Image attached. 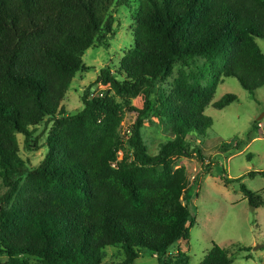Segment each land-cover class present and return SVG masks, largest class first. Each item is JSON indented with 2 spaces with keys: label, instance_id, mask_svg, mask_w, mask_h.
Instances as JSON below:
<instances>
[{
  "label": "trees",
  "instance_id": "trees-1",
  "mask_svg": "<svg viewBox=\"0 0 264 264\" xmlns=\"http://www.w3.org/2000/svg\"><path fill=\"white\" fill-rule=\"evenodd\" d=\"M123 10L134 12V45L95 83L114 95H96L93 85L82 97L83 109L68 115L63 104L74 80L93 70L85 55L110 47ZM258 40L264 41V0H0V264H102L108 247L123 248L120 264H135L142 250L164 264L174 246L189 240L196 220L184 199L186 172L174 169L173 159L197 157L205 166L200 144L213 125L206 109L223 110L239 98L227 94L214 103L216 82L201 88L185 75L169 94L159 85L180 64L224 57L221 76L255 94L264 87ZM117 98L140 100L142 107ZM126 112L137 120L124 140L119 130ZM148 117L171 130L156 156L144 140ZM50 122L57 128L44 144L45 159L33 167L18 135L38 151L37 129ZM249 175L264 177V171ZM27 179L39 198L14 201ZM241 189L259 209L258 194ZM177 253L179 264L190 263L186 253ZM234 256L214 243L201 264H234Z\"/></svg>",
  "mask_w": 264,
  "mask_h": 264
},
{
  "label": "rangeland",
  "instance_id": "rangeland-1",
  "mask_svg": "<svg viewBox=\"0 0 264 264\" xmlns=\"http://www.w3.org/2000/svg\"><path fill=\"white\" fill-rule=\"evenodd\" d=\"M128 10L117 15V34L109 40L110 47L91 48L84 57V62L93 68L91 72L81 73L74 80L63 107L68 115L78 114L84 107L82 97L86 90L95 85L102 69L120 66L122 59L134 45L136 22ZM264 52V41L258 40ZM225 58L216 59L213 64L199 60L196 64L186 67L178 65L174 75L167 82L160 84L169 94L176 80L185 75L187 79L201 88H211L218 84L215 102L225 95L233 94L239 101L223 110L212 106L206 109V116L213 120L207 132V140L200 144L206 164L202 166L197 157L175 158L174 169L185 170L189 193L184 198L196 214L193 227L190 228L189 240L174 246L168 256L162 258L164 264H179L180 250L190 257L189 264H201L204 257L218 244L222 249L229 250L235 257L234 264H264V177H251V172L264 171V87L252 94L243 89L234 78L221 76ZM92 91L100 96H113L109 87L95 85ZM117 102L125 105L142 107L140 100L117 98ZM137 120L136 114L126 112L119 133L126 140V134ZM255 129L254 126H259ZM57 128L56 122L40 126L35 134L36 141L41 145L38 151L28 150L25 137L18 135L21 154L28 159L33 167L39 166L45 159L47 147H44L48 135ZM143 135L150 154L158 155L160 144L171 137L168 123L158 118L145 119ZM239 148V149H236ZM123 151L119 153V162L123 160ZM216 159L221 166L216 165ZM117 164L113 167L116 168ZM226 173L225 175H223ZM223 177L232 180L242 178L241 182L226 184ZM197 178V179H196ZM245 185L250 191L258 194L257 202L261 207L254 208L243 193ZM39 198V192L33 187L31 180H26L14 196V201ZM232 245L250 248L248 252L235 254ZM250 257V259H247ZM126 259L121 247H108L103 251L102 264H120ZM33 264H36L33 262ZM135 264H159V257L152 252L142 250L141 257Z\"/></svg>",
  "mask_w": 264,
  "mask_h": 264
},
{
  "label": "built area",
  "instance_id": "built-area-1",
  "mask_svg": "<svg viewBox=\"0 0 264 264\" xmlns=\"http://www.w3.org/2000/svg\"><path fill=\"white\" fill-rule=\"evenodd\" d=\"M259 126H260V128L262 127L261 124Z\"/></svg>",
  "mask_w": 264,
  "mask_h": 264
}]
</instances>
